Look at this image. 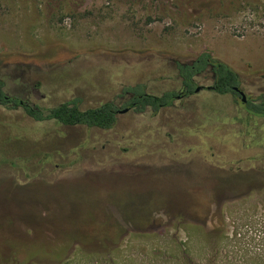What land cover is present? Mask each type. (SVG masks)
Returning <instances> with one entry per match:
<instances>
[{
  "label": "rangeland",
  "instance_id": "1",
  "mask_svg": "<svg viewBox=\"0 0 264 264\" xmlns=\"http://www.w3.org/2000/svg\"><path fill=\"white\" fill-rule=\"evenodd\" d=\"M203 52L264 99V0H0V79L44 108L180 91ZM196 82L111 129L0 106V264H264V116Z\"/></svg>",
  "mask_w": 264,
  "mask_h": 264
},
{
  "label": "trees",
  "instance_id": "2",
  "mask_svg": "<svg viewBox=\"0 0 264 264\" xmlns=\"http://www.w3.org/2000/svg\"><path fill=\"white\" fill-rule=\"evenodd\" d=\"M178 75L182 79L183 89L180 91H166L160 95L147 91L144 83L124 85L117 95L121 104L115 100L102 103L99 106L82 108V100L73 98L56 106L44 108L31 104L22 98L10 95L5 91V82L0 79V106L8 109H20L35 121H56L65 126H86L88 128L111 129L117 121L120 110H130L142 113L151 109L157 113L164 107H169L178 99L197 92L201 87L196 82V77L205 71H210L214 81L208 89L219 94H233L238 97L241 90V79L227 63L213 57L208 52L199 54L191 62H177ZM241 95V94H240ZM242 96V95H241ZM250 112L264 115V99L260 102L248 100L246 102Z\"/></svg>",
  "mask_w": 264,
  "mask_h": 264
},
{
  "label": "flooded vegetation",
  "instance_id": "3",
  "mask_svg": "<svg viewBox=\"0 0 264 264\" xmlns=\"http://www.w3.org/2000/svg\"><path fill=\"white\" fill-rule=\"evenodd\" d=\"M199 76V75H198ZM212 81H214V76H213V74H212ZM213 83V82H212ZM211 86V85H210ZM210 86H208V87H210ZM208 87H207V89H208ZM240 88H241V86H240ZM203 89V87L201 86V89L200 90H202ZM210 90V89H209ZM5 91H6V89H5ZM241 91H243V89L241 88ZM7 92V91H6ZM244 92V91H243ZM8 93V92H7ZM9 94V93H8ZM194 94V93H193ZM192 94H190V95H187V96H183L182 98H185V97H189V96H191ZM246 95V94H245ZM238 97H240L241 98V100L243 101V102H247L249 99H248V97H247V95H246V100H244L243 99V96H241L239 93H238ZM22 99L24 100V101H26V102H29L28 100H26L25 98H23L22 97ZM30 103V102H29ZM32 104V103H31ZM34 104V103H33ZM5 108V107H4ZM8 109V108H7ZM126 109V108H125ZM128 109V111H130V108H127ZM121 111L122 110H120V113H121ZM127 111V112H128ZM264 116V115H263Z\"/></svg>",
  "mask_w": 264,
  "mask_h": 264
},
{
  "label": "water",
  "instance_id": "4",
  "mask_svg": "<svg viewBox=\"0 0 264 264\" xmlns=\"http://www.w3.org/2000/svg\"><path fill=\"white\" fill-rule=\"evenodd\" d=\"M200 89H201V87H198V88H197V92H198ZM236 90H238V91L240 92V94L243 96V99L246 100V95H245V93H244L243 91L239 90L238 88H236ZM127 111H128V109L126 108V109H123V110L121 111V113H125V112H127Z\"/></svg>",
  "mask_w": 264,
  "mask_h": 264
}]
</instances>
